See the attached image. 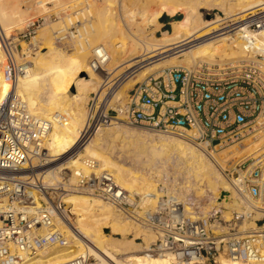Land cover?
<instances>
[{
    "label": "built area",
    "instance_id": "obj_1",
    "mask_svg": "<svg viewBox=\"0 0 264 264\" xmlns=\"http://www.w3.org/2000/svg\"><path fill=\"white\" fill-rule=\"evenodd\" d=\"M244 13L230 18L222 31L237 32L243 38L247 66L221 71L215 70L218 64L207 62L196 68L165 67L131 87L126 101L115 107L111 99L107 100L108 92L94 93L87 101L88 114L79 145L112 120L175 134L216 150L239 144L254 127L263 126L258 117L264 112V5ZM47 18L30 20L22 32L11 37L0 31L5 57L2 73L9 83L0 100V264H22L49 248L66 245L73 232L59 227L58 222L64 224L72 214L65 196L77 191L111 204L157 232L158 239L147 253H168L170 264H217L221 255L264 263V223L258 232H224L211 223V216L192 215L197 213L195 205L187 210L183 200L173 193L162 194L143 208V196L124 189L96 159L82 157L85 169L75 170L74 182L67 186L47 185L39 179L47 164L45 142L52 123L31 113L17 90L28 64L17 60L16 42L34 36ZM69 28L77 30L75 24ZM105 55L102 45L91 51L94 71L101 72L100 61ZM54 118L63 120L64 116L56 112ZM225 170L240 184L244 197L264 202L263 154L247 156ZM254 212L247 208L235 211L232 222L236 225L248 221ZM66 264L91 263L89 258L79 257Z\"/></svg>",
    "mask_w": 264,
    "mask_h": 264
},
{
    "label": "bare ground",
    "instance_id": "obj_2",
    "mask_svg": "<svg viewBox=\"0 0 264 264\" xmlns=\"http://www.w3.org/2000/svg\"><path fill=\"white\" fill-rule=\"evenodd\" d=\"M8 1L6 7L0 8V31L3 30L1 23L4 21L11 19L10 21L18 23L17 20L19 22L22 20L23 13L20 14L21 10L19 9L21 4L28 3L29 5L26 6L31 7L36 3L39 8L44 9L45 2L52 3L55 0ZM83 1H75L76 3L73 5H78ZM104 2L105 4L95 9L94 12L91 9L87 11L93 19L90 21L87 18L89 19L86 21L87 24L78 20L75 15H78L79 12L74 11L72 14L75 16V21L70 15L71 17L68 16L66 19L68 23L65 22L64 18V24L61 27L46 26L43 29L44 32H41L42 34L32 41L38 43V39H44L45 42L41 41V47L48 50L49 54L43 52L39 55L36 54V57L34 56L33 65L27 66L26 75L19 78L17 90L27 102L31 113L49 119L52 123L45 142L47 164L39 174V179L47 185L67 186L71 184L69 182H74L75 170L85 169L81 158L90 157L99 161L101 169L111 171L117 183L124 189L141 194L145 200L142 206L147 208L153 204V200L162 195V189L156 188L157 186L153 182L155 175H149L154 171L152 165L146 170L149 171V174L137 173L131 167L135 164L138 165V162L145 158L149 147L154 142L156 146H159L155 151L157 157L164 155L167 161L166 167L163 168L165 174L154 171L161 179L158 181L164 185L168 183L166 174L181 170L185 172V175H193L192 177L195 178V181L193 180L195 182L194 187L199 195L209 193L214 195L219 189L229 185L239 197L238 199H243L244 203H249L252 210L264 213V202L252 201L244 197L245 195L242 193L237 180L227 179L223 174L224 169H230L226 163L230 162L231 159L239 161L247 156H257L258 154H263L264 158V129H260L264 125L253 128L254 131H257L255 134L258 138H260L259 135H262L259 141L253 143L252 135L246 139L247 141L244 142L246 144L239 146L237 150L236 145L231 147L232 149L222 150L223 156L221 153L208 150L202 145H194L192 142L172 136L173 134L163 135L154 130L136 128L134 132L123 129V131L115 130L116 133H119L116 137L119 138L122 152L125 153L119 160H115L101 148L102 135L105 134L107 128L115 127L114 120L97 130L89 141L80 144V149L78 146L80 130L87 119L88 112L85 109V104L90 98L89 94L91 92L96 95L105 94L107 87H103L106 84L110 83L112 86L128 72L134 73L139 70L136 74L137 78H128L122 81L110 100L111 104H122L123 101L120 102V100L127 95L126 92L129 88L146 79L149 75L157 74L161 69L175 66L183 60L187 68H196L205 62H224V64L217 65L215 69L217 71L247 66L245 59L226 62L232 59L247 58L243 38L237 36V32L224 31L218 33L219 30L226 28L225 26L218 28L224 19L216 15L212 20H205L200 9L220 10L226 18L236 16L239 13L242 16L245 14L244 12L258 5H264V0H105ZM0 5L3 6V3ZM164 15L172 19L171 28L155 36L151 30H157L161 26L160 19ZM180 15L182 17L177 18ZM43 17L46 20L47 16ZM13 22L10 25L15 24ZM76 23L79 24L76 25ZM66 24H75L77 28V34L70 32L75 46L73 47L74 51L72 50L68 54L53 41L58 38L59 34L68 29L65 28L67 27ZM7 27L5 26V28ZM83 31L86 34L84 37L82 36ZM80 35L82 36L81 39L76 38ZM101 45L106 51L105 58L100 61L102 65L100 71H104L106 74L104 79L107 80L105 82L100 80L99 72L92 69L89 55L90 50L93 51ZM3 56V51L0 48V63ZM106 63L107 65H105ZM75 68L78 69V72L72 87V80L75 78L72 75ZM68 78L69 80L65 82L64 87L71 92L70 94L63 91L59 92L61 91L59 84H56L54 89L56 82L61 80L60 83L62 84L65 81L62 79ZM8 88L9 83L5 81L0 69V100ZM52 91L54 94L51 93ZM56 112L62 114L64 119L54 118ZM258 122L264 123V112L259 115ZM74 148L77 151L70 155ZM67 154L71 157H68L63 163H57ZM125 163H129V166L124 165ZM64 169H69L72 173L67 179L69 182L62 181L59 176ZM173 184H170V186L172 185L171 188L166 185L172 189ZM170 192L178 196L176 190ZM214 196V200H219L220 204L227 199L226 194ZM65 201L70 212L75 215V219L72 221L69 215L64 224L58 222V225L73 232L69 242L61 247L49 248L37 256L26 259L22 264H66L79 257L87 258L88 256L93 257L96 261L95 264H170L168 253L159 255L147 253L150 244L158 239V233L147 229L131 217L121 216L122 213H119L117 208L111 204L95 196L78 192L68 193L65 196ZM253 203H256L255 206H252ZM187 207L186 209L189 210ZM106 225L109 226L110 230L105 232L103 229L106 228ZM249 225L251 228H249V232L244 231L241 234L253 233L250 230L258 231L260 228L252 219ZM220 229L224 232L226 230L224 227ZM132 231L134 237H139L142 242L135 241L133 237L128 238V234ZM114 235L121 237H114ZM116 255H121L122 258L118 259ZM217 264L264 263H251L221 255Z\"/></svg>",
    "mask_w": 264,
    "mask_h": 264
},
{
    "label": "rangeland",
    "instance_id": "obj_3",
    "mask_svg": "<svg viewBox=\"0 0 264 264\" xmlns=\"http://www.w3.org/2000/svg\"><path fill=\"white\" fill-rule=\"evenodd\" d=\"M7 1L8 0H4V1L3 0H0V3H3V6L0 5V8L6 7L8 5L7 4ZM75 1L77 2L79 0H55V1H52V3L51 2H45V4H44L45 5L44 6L45 8L44 9L39 8L36 3H34V5H32L31 7H27L29 5L28 3L27 4H23V5L21 4L20 7H19V9L21 10L20 11L21 12L20 14L23 13L22 14L23 17H21L22 20L20 22H19V20H17L18 23H16V21L13 22V21H10L11 20L10 19L8 21H4L5 23L4 22L1 23V26L3 28L2 32H4V33L7 32L6 33L7 34L6 36L11 37V35H16V34L22 32L25 29L26 24L30 20H33V19H35V18H37L39 16H47L48 17L47 18V21L40 26V28L38 29L37 33L34 36H32L31 38H27V39L26 38H19V40L16 42L17 43L16 58H17L18 61H24V62H26L28 64V66L31 67L33 65L32 64V61H33L32 59H34L37 56L36 54L39 55L40 53H43V52L46 53V54H49V51L48 50L43 49L41 47L42 46L41 41L42 42H45L44 39H38V43L32 42L34 39H37L44 32L43 29L46 26L55 25L56 26L55 28L61 27L64 24L63 19L65 18V22H66L67 17L70 16V15H72L73 21L76 20L74 18L76 16V18H78V20L84 21L87 24L86 21H89V19H90V21L93 20L91 18V15H89V13L87 11L89 9H91V11L94 12L95 9H98L99 7H101L102 5L105 4V2H104L105 0H84L83 3H80L78 5H73L74 3H76ZM5 2H6V4H4ZM71 5H73V6H71ZM26 7H27V9H26ZM63 7H66V8H63ZM76 10H79V11L81 10V11H80V13L78 15H75L74 16L72 14V12H74ZM201 10L205 14V16L202 15L203 18L204 17L206 18V19L204 18L205 20H212V19L215 18L216 15H219L221 18L224 19L219 24L218 28L224 27V25L230 21V17L231 18L233 17V16H230V17H227L226 18V17H224L225 15L223 14V12L220 11V10H217V9L216 10H212V9L201 8L200 11ZM181 17H182V15L178 16L177 18H181ZM87 18H89V19H87ZM167 18H169L167 24H165L164 26H160L159 27L160 29L158 28L157 30L156 29L151 30V32H153V34L155 36L160 35L162 31L169 30L171 28L170 22H171L172 19L170 17H167ZM12 20H14V19H12ZM48 21H49V23H47ZM12 22L15 23V24L10 25ZM66 23H68V22H66ZM66 25H67V27H65V28H68L70 24H66ZM5 26L6 27L8 26V27L5 28ZM6 29L8 31H5ZM222 30H219L218 33L224 32ZM70 32H72V29L69 28V29L65 30V32L61 33V34H65L66 33L65 37L62 40H58L57 38H55L53 40L54 43L57 44L58 47L62 48V50L64 49L63 51L65 53H67V54L69 52H71L73 50V47L75 46V43L73 42V39L71 38ZM73 33L74 34H77V32L75 30H74ZM85 35L86 34H84V31H83L82 32V36L84 37ZM82 36L80 35L79 37L77 36L76 38L81 39ZM24 46H25V49H24ZM76 50H79V49H76ZM89 55L91 56V50L89 51ZM241 59H245L246 60V58H239V59H232V60H229V61H226V62L229 63V62H233V61H237V60H241ZM3 62H5V57L4 56H3V59H2V61L0 63L1 64L0 66H3V64H4ZM72 63L75 64L74 62H72ZM107 63L105 65H107ZM209 64H216L217 65V64H224V62H211ZM175 66L176 67L187 68L186 67L187 65L185 64L184 60L181 61L177 65L175 64ZM0 69L2 70V67H0ZM138 71H136L134 73L128 72L129 75L127 73V75H125L122 78H120V80L117 83H113L112 86H111L110 83L109 84H106L107 86L105 85L103 88L107 87L105 89V92H108L107 93V100H109V99L112 98L114 92L117 91V88L122 83V81H124L125 79H128V78H130V79L137 78V75L136 74L138 73ZM77 72H78V69L75 68L74 69V74L72 75V76L75 77L72 80V84H71L72 87H73V81L77 78ZM99 75H100L99 77H101L100 80L102 82H105L107 80V79H104L106 77V74H104V71L99 72ZM62 80H65V81L62 82V84L60 83L61 80L55 83L54 89L56 88V84H59V88H61V91H59V92H62L63 91V92H66V93L70 94L71 92L66 87H64L65 86V82H68L69 78L68 79H62ZM129 90H130V88L127 90V92H126L127 94H128V91ZM59 92H57V93H59ZM51 93H53V91ZM93 94L94 93L91 92L89 94V97H92ZM125 99H127V95L124 96V98H122L120 100V102L121 101L125 102L126 101ZM88 100H89V98H88ZM111 105L115 107L116 105H119V104L118 103H112ZM85 109L87 110V102L85 104ZM114 123H115V125H114L115 127L114 128H107L106 131H105V134L102 135V143H101L102 145H101V148H102L103 151H106V153H108L109 156L112 157V159L119 160L120 157H122L125 153L122 152V150H123L122 149V145H120L121 143H119L120 142L119 141V138L116 137V136L119 135V133H116L115 130H119V129L122 130L123 129L125 131L134 132V131H136V128L131 127V126H127L124 123H120V122H114ZM255 132H257V131H253L250 135L246 136V138H244L241 141L242 143L240 142L239 144H236V150H237V148H239V146H242L243 144H246L244 142L247 141L246 139L249 138V137H251L252 135H253V138H254L253 139V143H256V141H259L261 139L262 135L261 136L259 135L260 138H258V136H256ZM159 133L160 134H163V135H166V134L167 135H172L170 133H163V132H159ZM92 135L90 136V138L87 141H89L92 138ZM172 136H175L177 138H181V139H184V140L188 141L186 138L180 137L178 135H174L173 134ZM192 144H193V142H192ZM154 145H155V147H154ZM194 145H199V144H195L194 143ZM78 146H79V149H80V145H78ZM158 147L159 146L158 145L156 146V143L153 142L151 144V146L149 147V150L147 152V155L141 161L142 163L141 162H138L139 164L138 165L135 164L134 166L131 167V169L134 170V171H136L137 173L143 172V173L149 174L148 173L149 171H146V170H148L147 168H149L152 165L151 167H152V169H154V171L163 174L165 172V169H163V168L166 167L165 165L167 164V161H166V157L164 155H162L161 157H157V155L155 154V151H156V149ZM231 147H235V145L228 146V147L223 148V149H217V150L216 149H210V148H206V149H208V150H214L216 153H221L222 150L232 149ZM153 149H155V150H153ZM73 153H75V152L70 153V155L73 154ZM221 155L222 156L224 155L223 152L221 153ZM153 156H155V157H153ZM158 158H160V159H158ZM67 159H68V154L65 157L61 158L59 161H57V163H63ZM125 161H126V158H125ZM234 161H235L234 159L233 160L231 159V161H230L231 163L230 162H227L226 163L228 165V167L230 166L229 168H231L236 162H238L237 160L235 162ZM172 163H170V164H172ZM128 164L129 163H125L124 165L129 166ZM41 170L43 171L44 170V167ZM68 170L69 169H64V170H62L60 172L59 176L61 177L62 181H64V178H65V181H68L69 182V180H67V179H68V177L72 173H69ZM154 171H152L151 172L152 174L150 173L149 175L150 176H152V175L154 176L155 175V177H153V178L157 182H155L154 180H153V182L155 183V186H157L156 188H161L162 189L161 192H163V193H161V194H163V195L164 194H168L170 191H173L174 190V192H175V190H176L178 196L176 194L175 195L177 197H179L181 200H183V202L185 203V205L187 204L186 206L189 207V208L187 207L189 210H193V207L190 206L191 204H194L195 205L194 209L197 210V213H195V211H194L195 214H192V215H195V216H197V215L198 216H211V218H212L211 219V223L215 224L219 228L224 227V228H226L227 231H232V229H233L234 232H238V233H242L244 231H248L249 232V228H250L249 223L251 222V219L254 222L255 219L264 217V215H263L264 213L263 212L255 211L254 214H253V217L250 220L245 221V222H241V223H236V225H235L232 222L233 212L239 211V210H241L243 208H247V209H251L252 210V208H251V206H250L249 203H244L242 201L243 199H238L239 197L236 196V194L232 191V189H231V187L229 185H226L225 187L219 189L217 191V194H214V195H217V196H219V195L222 196V194H226L227 195V199L226 200H223L222 203L220 204L219 203V200H217V199L214 200V197L215 196L213 194H211V193H209L207 195L206 194L205 195H199V193L196 191V189L194 187L195 178L192 177L193 175H191V174L190 175H187V174L185 175V172H183L181 170H178L179 172L178 171H176V172L174 171V172H172V174H168V175L166 174L167 176L165 175V177H167V182H168L166 184L170 186L171 183H174L173 185H174L175 189H174V187H172V189H173L172 190V189H170L172 185L169 188V186L167 187L166 184L164 185L163 183H161L160 181H158V180H161V179H159L160 177L158 178V175H156V173ZM223 174L225 175V177L227 179H231L232 178L231 175L225 169L223 170ZM64 175H65V177H64ZM69 183H73V182H69ZM166 189H168L169 191L166 190ZM167 191H168V193H167ZM77 192L78 193H83V194L85 193V192H80V191H77ZM134 193H136V192H134ZM170 193H172V192H170ZM85 194H88V193H85ZM136 194H138V193H136ZM255 204L256 203H253L252 206H255ZM260 205H261V203H260ZM232 210H233V212H232ZM191 212H193V211H191ZM260 213H261V215H260ZM121 216L130 218V216H127V215H124V214H121ZM70 217H71L72 221H74L75 215L71 214ZM263 223H264V219H263V221L257 222L255 224L258 225L259 227H261V225ZM108 227L109 226L106 225V228H104L103 230L105 232L108 231V230H110V228H108ZM144 227H146L147 229H149L147 226H144ZM226 230H225V232H227ZM250 231H252V232H258L257 230H254V231L253 230H250ZM114 237H119L120 238L121 236L120 235H117V236L114 235ZM130 237H133V239L135 241H137V242H142V239H140L139 237H137V236L134 237V232L133 231L128 234V238H130ZM116 257H118V259H121L122 258L121 255H118V256L116 255ZM87 258H89V262L91 264H95L96 261L93 259L92 256H88Z\"/></svg>",
    "mask_w": 264,
    "mask_h": 264
},
{
    "label": "crops",
    "instance_id": "obj_4",
    "mask_svg": "<svg viewBox=\"0 0 264 264\" xmlns=\"http://www.w3.org/2000/svg\"><path fill=\"white\" fill-rule=\"evenodd\" d=\"M168 19L169 18H167V17H164L163 19H160V25L164 26L165 24H167L168 23Z\"/></svg>",
    "mask_w": 264,
    "mask_h": 264
},
{
    "label": "trees",
    "instance_id": "obj_5",
    "mask_svg": "<svg viewBox=\"0 0 264 264\" xmlns=\"http://www.w3.org/2000/svg\"><path fill=\"white\" fill-rule=\"evenodd\" d=\"M201 12H202V10H201ZM202 14H203V16H205V14H204L203 12H202ZM163 17H168V16L164 15ZM163 17H162V18H163ZM162 18H161V19H162ZM204 18H205V17H204ZM205 19H206V18H205Z\"/></svg>",
    "mask_w": 264,
    "mask_h": 264
}]
</instances>
